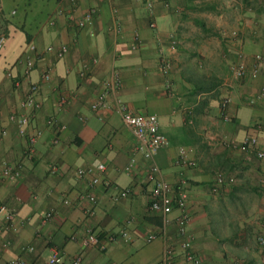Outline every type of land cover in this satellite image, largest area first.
Wrapping results in <instances>:
<instances>
[{
  "label": "crops",
  "instance_id": "obj_1",
  "mask_svg": "<svg viewBox=\"0 0 264 264\" xmlns=\"http://www.w3.org/2000/svg\"><path fill=\"white\" fill-rule=\"evenodd\" d=\"M146 1L43 0V72L49 78L43 80L42 213L53 214L42 222V264H49L54 248L64 264L74 255L87 264H160L166 246L177 253L174 264H186L174 223L177 211L171 210L163 225L160 211L148 207L145 173L151 163L168 183L186 181V231L198 264H264V158L225 142L249 134L264 147V94L249 102L264 87V62L258 64L256 76L234 82L227 107L232 120L218 118L225 91L218 85L235 60L230 31L234 23L242 25L235 29L250 65L255 53L264 56V10H247L246 0H232L234 6L226 4L229 0H210L212 9L219 6L220 15L231 19L224 33L201 17L197 10L202 0H152L151 9ZM58 8L64 12L51 23ZM87 8L95 9L90 23L79 27L67 18V13L80 17ZM261 11L262 31L255 36L244 21ZM114 18L118 31L112 27ZM0 29L6 34L0 50V203L13 207L16 225L7 229L0 216L1 238L9 241L0 248V264L16 256L41 264V0H0ZM209 31L218 40L207 41ZM170 35L176 40L174 48ZM50 44H65L67 50L58 57L46 50ZM160 50L171 65L167 75L159 68ZM28 53L35 57L30 78L38 86L39 106L22 135L9 115L29 111L21 106L27 82L16 63ZM83 65L87 74L81 77ZM114 68L120 84L108 92L110 107L91 109ZM17 78L22 79L19 87L13 84ZM60 95L68 101L58 109ZM116 98L135 113H155L168 146L143 157L136 137L114 108ZM36 130L40 135L27 156V136ZM177 147L184 149L192 166L174 161ZM3 160L20 165L18 178L2 176ZM98 162L104 170L97 183L75 172ZM215 174L232 180L214 193L210 185ZM121 189L127 190L125 196H118ZM21 220L25 224L19 225ZM87 229L97 237L96 244L81 242ZM123 229L128 240L106 239V234ZM149 233L156 234L151 241L145 240ZM30 245L33 250L27 249Z\"/></svg>",
  "mask_w": 264,
  "mask_h": 264
},
{
  "label": "built area",
  "instance_id": "obj_2",
  "mask_svg": "<svg viewBox=\"0 0 264 264\" xmlns=\"http://www.w3.org/2000/svg\"><path fill=\"white\" fill-rule=\"evenodd\" d=\"M238 1V0H234ZM146 5L149 9L152 7V0H147ZM63 9L58 8L54 11L50 17V22L54 23L55 18L63 14ZM95 9L87 8L82 16L75 17L72 13H67V18L69 20H74L76 25L79 27L84 26L86 23H90L93 19ZM150 26L154 27V21L150 22ZM113 29L118 31L119 25L114 18ZM93 34V31H91ZM137 37V34H135ZM231 39L234 40L233 53L235 55V60L231 61L228 66V77L224 78L221 83L218 85L219 88L224 89V93L220 96L218 103V118L221 121L229 122L232 120L231 114L228 112L227 107L231 101L230 90L233 87L234 82L246 79L249 77H254L259 72L258 64L264 62V56L260 53H255L253 55V61L250 65L246 63L243 58V53L239 44L240 33L237 29H232L230 31ZM6 41V34L0 32V50L3 48ZM176 40L170 35V44L171 47H175ZM30 51H35V46L33 43L28 44ZM46 50L52 51L56 56L61 57L67 50L65 44H61L57 47L50 44L47 45ZM34 54L28 53L17 58L16 63L21 66V77L27 82L26 92L24 97L21 100V106L28 109L24 113H15L12 112L9 115L10 120L14 121L17 124L18 132L22 135L25 134V127L29 121L32 111H34L39 103L35 98L37 92V84L33 82L30 78V71L34 63ZM93 62L96 61V58L92 59ZM170 62L167 55L160 50L159 54V68L164 75L170 71ZM86 65H83L78 74L81 77L86 76L87 71L85 69ZM7 74L11 76V71L8 69ZM49 73L47 71L43 72V80H48ZM22 79H14V86L19 87ZM104 88L100 90L91 101V109L97 110L101 108H109L110 103L107 100L108 92L115 90L120 84V75L119 72L114 68L111 70L110 77L104 81ZM264 94V87H261L255 96L250 97L249 102L254 103L259 97ZM68 101L66 95H60L57 100V108L61 109ZM114 108L119 113L122 121L130 128L132 133L137 139L136 148L141 152L142 156L145 158H150L159 148L168 146L167 136L159 130V121L155 113H135L130 107L121 101V99H115ZM5 130H2V134H5ZM40 135V131L36 130L30 135L27 136V149L26 154L30 156L33 151L34 143L37 137ZM56 137L53 138V142H57ZM226 144L233 147L240 148L242 150L250 151L254 153L255 156L259 158H264V147H261L257 143V138L254 135L244 134L239 139H229L225 141ZM176 163H181L184 165L192 166L193 162L185 156L184 149L182 147H177L175 159ZM1 174L7 179H16L20 176V165L3 160L1 162ZM104 170V164L101 162L96 163L94 166L87 167H77L75 172L78 176L88 174L90 176L89 183H97L98 173ZM145 180L149 183V198H148V207L150 209L159 210L161 214L162 224L165 225L169 218L167 214L171 210H176L177 214L174 217V223L176 228V233L180 237V249L182 252V257L186 264H198L199 257L191 248V239L187 234V221H188V212L186 210V200H187V189L186 181L183 178L178 179L175 183H168L165 181L159 174L158 166L155 163H151L148 166V170L145 173ZM232 178L230 176H223L222 174H215L212 179L210 190L211 192H216L218 188L226 181L230 182ZM108 184V182H105ZM127 194L126 189H121L118 191V196H125ZM88 214H91V211H87ZM52 211L47 210L42 213V222H45L52 216ZM0 216L3 221L4 226L9 230L16 229L15 225V211L13 207L6 204L5 202L0 203ZM25 220H21L19 225L25 224ZM162 225V226H163ZM156 236L155 233H149L145 236V240L151 241ZM106 239L109 241H114L115 239L128 240L130 236L123 229L116 232H112L105 235ZM97 237L91 232L90 229L86 230L85 236L82 238V243L85 246L93 245L97 243ZM9 244L7 239L1 238L0 235V248H5ZM28 250H33V246H28ZM176 251L171 246H166L163 250L160 264H174L176 259ZM49 264H64L62 256L59 254L57 249H53V252L48 259ZM5 264H30L21 256H16L10 258L6 261ZM70 264H87L82 260L80 255H74L70 259Z\"/></svg>",
  "mask_w": 264,
  "mask_h": 264
},
{
  "label": "rangeland",
  "instance_id": "obj_3",
  "mask_svg": "<svg viewBox=\"0 0 264 264\" xmlns=\"http://www.w3.org/2000/svg\"><path fill=\"white\" fill-rule=\"evenodd\" d=\"M202 6L199 7V9L197 10L199 12V14L201 15V17L203 19L206 20V23L211 27H213V24L219 27V29L221 30V32L227 31L228 25H231V19H226L224 18V15H220L221 12H223L220 7L218 6V8L216 9H212L207 5H210V0H202L201 2ZM207 4V5H206ZM230 6H234L235 4L233 3L232 0H229L228 3ZM258 8L261 7L262 10H264V0H246L245 2V8L248 9H253V8ZM263 11L261 12H254V15H250L247 14L248 16L250 15L251 17H253V19L251 18H245L246 21H244L245 26H249L251 25V33L252 35H257L260 34L262 31V24L260 23V21L262 22V20L258 17L259 14H261ZM256 20H258V24L256 23ZM264 20V19H263ZM255 22V23H254ZM236 23H234V29L235 27H241L240 25H238ZM211 27V28H212ZM232 27V26H231ZM230 28V27H229ZM254 31V32H252ZM226 33V32H224ZM225 36V35H224ZM217 36L215 34H213L212 31H209L208 35H207V41H215L217 38ZM218 40V39H217Z\"/></svg>",
  "mask_w": 264,
  "mask_h": 264
},
{
  "label": "trees",
  "instance_id": "obj_4",
  "mask_svg": "<svg viewBox=\"0 0 264 264\" xmlns=\"http://www.w3.org/2000/svg\"><path fill=\"white\" fill-rule=\"evenodd\" d=\"M207 6H209L210 8H211V6L210 5H207ZM201 25H203V24H201ZM0 32H4L2 29H0ZM5 33V32H4Z\"/></svg>",
  "mask_w": 264,
  "mask_h": 264
}]
</instances>
